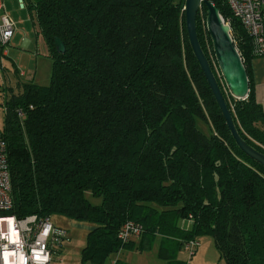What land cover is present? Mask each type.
Here are the masks:
<instances>
[{"label": "trees", "instance_id": "obj_1", "mask_svg": "<svg viewBox=\"0 0 264 264\" xmlns=\"http://www.w3.org/2000/svg\"><path fill=\"white\" fill-rule=\"evenodd\" d=\"M210 1L230 20L248 78L250 39L224 0ZM24 2L52 67L46 86L0 84L9 213H59L93 224L81 250V260L93 264L131 245L149 250L157 239L166 264H191L176 253L203 234L226 264H264V166L240 149L227 126L189 42L185 0ZM195 25L238 134L264 154V110L249 78L247 96L233 97L204 6ZM55 38L64 52L55 50ZM86 192L101 202L93 204ZM128 220L143 226L137 244L117 238Z\"/></svg>", "mask_w": 264, "mask_h": 264}, {"label": "rangeland", "instance_id": "obj_2", "mask_svg": "<svg viewBox=\"0 0 264 264\" xmlns=\"http://www.w3.org/2000/svg\"><path fill=\"white\" fill-rule=\"evenodd\" d=\"M2 15H7L14 21L15 31L9 43L0 46V84L12 86L15 89L17 82H32L39 86L48 85L52 60L49 57L44 37L37 26L32 23L24 0H0V17ZM196 126L205 134H210L209 127L202 121L197 120ZM86 197L93 204L101 202V198L93 197L89 192H86ZM49 218L52 224L66 232L61 245H52V257L61 258L64 264H93L81 260V250L86 244L88 232L93 228V224L81 220L76 221L59 213H53ZM179 223L182 226H189V222L185 220ZM197 240L199 245L193 253L183 247L176 253V258L191 264H226L225 260L219 256L211 235L203 234ZM133 241L138 242L136 238ZM131 246L110 254L105 264H111L112 259H116L115 257L134 263L138 256L136 249ZM157 247L158 241L156 240L152 244L151 251H156Z\"/></svg>", "mask_w": 264, "mask_h": 264}, {"label": "built area", "instance_id": "obj_3", "mask_svg": "<svg viewBox=\"0 0 264 264\" xmlns=\"http://www.w3.org/2000/svg\"><path fill=\"white\" fill-rule=\"evenodd\" d=\"M231 16L236 18L250 39L252 54L264 55V0H224ZM224 20V19H223ZM229 25L230 20H224ZM14 21L0 17V46L7 45L14 35ZM1 105V95H0ZM13 207L6 142L0 128V264H50L52 245H61L64 229L52 224L49 216L10 214ZM143 231L141 223L128 220L121 225L117 238L122 243L137 238ZM199 245L197 239L184 244L191 253ZM115 262V261H114ZM112 262V264H114Z\"/></svg>", "mask_w": 264, "mask_h": 264}, {"label": "water", "instance_id": "obj_4", "mask_svg": "<svg viewBox=\"0 0 264 264\" xmlns=\"http://www.w3.org/2000/svg\"><path fill=\"white\" fill-rule=\"evenodd\" d=\"M201 6L206 8V28L212 42L218 67L230 94L236 99H244L247 96L249 83L245 66L234 46L229 25L224 23L218 8L212 1L185 0V25L189 42L237 145L245 154L264 166V154L248 145L238 134L222 93L198 42L195 18ZM54 47L57 52H64L65 50L64 43L59 38L54 39Z\"/></svg>", "mask_w": 264, "mask_h": 264}, {"label": "crops", "instance_id": "obj_5", "mask_svg": "<svg viewBox=\"0 0 264 264\" xmlns=\"http://www.w3.org/2000/svg\"><path fill=\"white\" fill-rule=\"evenodd\" d=\"M247 71H248L249 83L252 87L256 100L261 104L264 110V55L251 56L248 59ZM183 227L188 228L189 226H183ZM136 240H138V238H136ZM157 241L159 246V240L157 239ZM136 252L138 259H136L134 263H132L130 260H123L119 257H115L116 259H112L111 264L112 262L118 259L123 260L124 262H126V264H166L165 260L158 257L157 254L158 247L157 250L154 252L151 251V248L149 250H144V251L136 250ZM50 264H64V261H62L61 258L52 257Z\"/></svg>", "mask_w": 264, "mask_h": 264}]
</instances>
